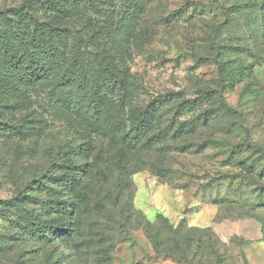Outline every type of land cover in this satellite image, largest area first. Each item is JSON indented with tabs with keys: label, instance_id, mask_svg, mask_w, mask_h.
<instances>
[{
	"label": "rangeland",
	"instance_id": "rangeland-1",
	"mask_svg": "<svg viewBox=\"0 0 264 264\" xmlns=\"http://www.w3.org/2000/svg\"><path fill=\"white\" fill-rule=\"evenodd\" d=\"M3 31L55 77L0 55V264H264V0H0Z\"/></svg>",
	"mask_w": 264,
	"mask_h": 264
},
{
	"label": "trees",
	"instance_id": "trees-1",
	"mask_svg": "<svg viewBox=\"0 0 264 264\" xmlns=\"http://www.w3.org/2000/svg\"><path fill=\"white\" fill-rule=\"evenodd\" d=\"M52 10H58L57 6L54 2L50 3ZM17 18L13 20L14 28L20 29L26 22H31L34 18L33 12L31 11V3H26L22 5L19 9L16 10ZM36 20H39L36 18ZM6 32V31H5ZM3 31L0 33V55L7 60L8 72L17 78L18 85L23 87H30L35 84L41 83L43 81H47L50 78L55 77V71L53 67V63L50 62L49 59H53V55H47L45 58H41L35 54H19L15 48L11 47L9 43L6 42V38H8V34H5ZM7 33V32H6ZM46 60H48L46 62ZM219 75H220V83L224 86L227 83L229 77L232 76V72L228 73L226 70L225 64L219 66ZM66 83L75 84L78 88L83 89V84L85 83V79L79 77L78 79L74 74L67 75L65 77ZM219 105L221 112L228 115L234 111L232 107H229L223 97H219ZM73 108L79 113H85L88 109L85 108L83 102L76 103L73 105ZM55 209L60 213L59 218H61L62 224L54 226L51 223H38V237H52L58 231H64L65 224L63 221L64 217L68 213V202L67 201H55V204L52 205V210ZM167 222L166 219L159 215L156 222ZM153 226V224L151 225ZM61 232V233H62Z\"/></svg>",
	"mask_w": 264,
	"mask_h": 264
}]
</instances>
